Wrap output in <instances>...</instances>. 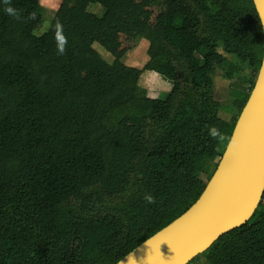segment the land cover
<instances>
[{"label": "trees", "instance_id": "16d2710c", "mask_svg": "<svg viewBox=\"0 0 264 264\" xmlns=\"http://www.w3.org/2000/svg\"><path fill=\"white\" fill-rule=\"evenodd\" d=\"M207 1L233 32L224 48L254 69L248 93L232 101L240 113L261 65L262 27L252 0ZM197 2L162 0L153 18L149 0H61L40 35V0H10L21 20L0 4V264H10L1 245L6 229L24 243L37 232V248H56L24 251L14 264H116L199 198L213 173L201 177L206 163L217 158V166L236 122L216 116L211 77L227 61ZM56 24L67 38L63 55ZM134 33L149 39L142 70L121 61L120 36ZM144 71L172 82L164 98L140 88ZM95 188L108 200L131 188L144 204L129 218L94 211L86 193ZM263 201L264 192L247 223L203 254L214 263L264 264Z\"/></svg>", "mask_w": 264, "mask_h": 264}, {"label": "water", "instance_id": "95a60500", "mask_svg": "<svg viewBox=\"0 0 264 264\" xmlns=\"http://www.w3.org/2000/svg\"><path fill=\"white\" fill-rule=\"evenodd\" d=\"M264 44V0H252ZM264 192V46L261 65L230 139L199 198L116 264H189L247 223Z\"/></svg>", "mask_w": 264, "mask_h": 264}, {"label": "rangeland", "instance_id": "374dc122", "mask_svg": "<svg viewBox=\"0 0 264 264\" xmlns=\"http://www.w3.org/2000/svg\"><path fill=\"white\" fill-rule=\"evenodd\" d=\"M199 3L198 11L203 19V25L211 30H216L217 36L219 38V43L216 51L222 55L227 63L222 65L220 68H216L214 74L211 77L212 89H213V100L218 104L217 118L220 122L231 125L236 122L239 113L232 107V101L238 96L247 94L250 90L251 81L254 80V69L246 61H241L237 59L233 54L228 53L224 48L226 44H231L233 41V32L227 27L222 18L212 17L215 12V7L207 0H196ZM149 8L153 12V18L158 14L159 7L162 0H149ZM61 0H40V13L42 16V24L34 33L35 35H40L45 32L53 18L54 13L58 9ZM94 12L96 15L102 13V9L99 6V11L89 10ZM212 13V14H211ZM210 15V16H209ZM206 16L208 18H206ZM205 18V21H204ZM153 20V19H152ZM224 40V42H223ZM120 41L122 48L125 49L126 53L121 59L122 63L126 66L142 70L148 61L147 49L149 47V39L146 34H130L121 35ZM230 45L229 47H231ZM93 48L100 54V56L107 62L112 63L113 59L110 54L106 53L98 44H93ZM150 78L148 72H142L139 86L140 88L146 90V94L149 98H164L172 88V82L162 78H154L148 81ZM217 163V158L208 161L205 166V170L201 177L205 180L207 175L214 172ZM213 174V173H212ZM86 194L91 195L93 199L94 211L116 213L127 218L132 217L136 212V209L143 206V198L139 194H135L133 189H129L123 196L119 199L108 200L103 198L99 194V189L95 188L88 191ZM78 204V205H77ZM73 205L74 212L79 215L80 204L77 203ZM264 204V201H263ZM12 229V228H11ZM13 230V229H12ZM31 239L29 242H23L21 235L17 236V239L11 234V231L7 229L3 232V237L1 239V245L4 248L6 254L8 255L10 264L15 263L17 257L24 251L30 252L32 254L35 252H44L51 254L56 251V248L47 245L45 248H37L35 238H40L37 232H30ZM40 240V239H39ZM189 264H246L244 259L236 258L232 259L226 263H214L210 260L209 254H201L195 259H193Z\"/></svg>", "mask_w": 264, "mask_h": 264}, {"label": "clouds", "instance_id": "9594fccd", "mask_svg": "<svg viewBox=\"0 0 264 264\" xmlns=\"http://www.w3.org/2000/svg\"><path fill=\"white\" fill-rule=\"evenodd\" d=\"M0 4L5 5L4 12L8 16L12 17L15 20H21L22 19L20 11L11 6L10 0H0ZM28 19H35V13H30ZM54 39L56 42L57 53L60 55H63V53L65 51V45L67 44V38L64 35L63 26L61 24L55 25ZM210 134L213 137H215L218 135V130L215 128H212ZM145 199L148 201V203L153 202V197L151 195H146Z\"/></svg>", "mask_w": 264, "mask_h": 264}, {"label": "crops", "instance_id": "0c3cea01", "mask_svg": "<svg viewBox=\"0 0 264 264\" xmlns=\"http://www.w3.org/2000/svg\"><path fill=\"white\" fill-rule=\"evenodd\" d=\"M90 9H92L93 11H97V10L99 11V6L92 4V5L88 6V10H90Z\"/></svg>", "mask_w": 264, "mask_h": 264}]
</instances>
